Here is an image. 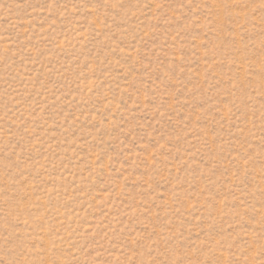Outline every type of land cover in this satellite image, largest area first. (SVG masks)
<instances>
[{
  "label": "rangeland",
  "instance_id": "obj_1",
  "mask_svg": "<svg viewBox=\"0 0 264 264\" xmlns=\"http://www.w3.org/2000/svg\"><path fill=\"white\" fill-rule=\"evenodd\" d=\"M0 264H264V0H0Z\"/></svg>",
  "mask_w": 264,
  "mask_h": 264
}]
</instances>
